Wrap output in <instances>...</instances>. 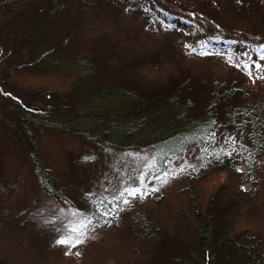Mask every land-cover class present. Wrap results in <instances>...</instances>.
Returning a JSON list of instances; mask_svg holds the SVG:
<instances>
[{
  "label": "trees",
  "instance_id": "trees-1",
  "mask_svg": "<svg viewBox=\"0 0 264 264\" xmlns=\"http://www.w3.org/2000/svg\"><path fill=\"white\" fill-rule=\"evenodd\" d=\"M133 1L139 10L140 22H145L139 23L141 29L148 35H162V45L174 52V55L168 50L164 52L165 57L172 60L167 64L175 65L173 73L157 79L158 82L145 74L148 71L152 75L150 66L158 63L153 54L123 59H103L91 52L90 55L72 54L71 44L63 43L67 31L47 42L26 39L15 44L5 56L13 60L18 50L19 67L27 65L32 70L48 69L73 77L72 89L63 93L20 89L9 108L19 138L23 137V142L31 147L41 186L50 196L63 202L66 199L54 182L57 178L37 156L36 133L41 131L65 133L98 146L107 155L120 154L125 159L148 150L162 170H167L172 161L184 156L190 148L209 151L213 141L207 139V134L212 131L216 132V138L222 133L246 136L252 145L250 153L264 152V135H256L255 129L247 123L243 125V133L239 131L241 121L255 122L257 115L264 123V79L253 82L242 67L237 68L233 63L239 62L238 53L264 44V37L243 32L237 21L244 25H255L259 21L264 26V0H225V8L219 0H212L215 4L206 1L200 4L197 0ZM62 6L55 4L53 9H63ZM222 10L230 14L229 18L231 12L235 13L232 18L237 20L231 18L222 22L220 17L225 18ZM168 25L175 27L169 29ZM165 34H174L175 38L165 37ZM191 48H196L197 52H191ZM22 49L28 51L29 59L21 56ZM204 52L213 54L203 55ZM252 59H256L255 53ZM198 63L201 64L199 70L195 69ZM137 66L145 68L144 72L141 70L142 76L136 72ZM213 120L215 125L211 124ZM219 149L215 146L212 152ZM204 154V158L217 162L214 156ZM221 159L222 163H216L210 171L191 174L188 185L172 198L159 197L151 204L145 202L130 209L134 219L142 225L153 208L169 212L165 207L181 198L185 204L184 216L197 221L199 227L194 228L192 234L196 252L163 249L167 259L163 264H264V239L243 240L238 234L242 230H233L219 242L217 249L214 248L215 217L222 213L217 209L225 204L218 197L223 189L238 186L231 158L221 156ZM86 198L90 202L89 195ZM111 207L108 205L109 209ZM89 210L96 212L91 202Z\"/></svg>",
  "mask_w": 264,
  "mask_h": 264
},
{
  "label": "rangeland",
  "instance_id": "rangeland-1",
  "mask_svg": "<svg viewBox=\"0 0 264 264\" xmlns=\"http://www.w3.org/2000/svg\"><path fill=\"white\" fill-rule=\"evenodd\" d=\"M204 1L208 4L214 3L212 0H197V3L204 4ZM133 2L1 1L0 264H163L167 260L165 253H162L163 249L196 252L192 234L193 229L199 225L191 216H184L186 211L183 199L169 203L165 207L169 212L163 211L164 208H153L143 219L142 225L134 219L130 209L140 207L145 202L151 204L159 197L172 198V195L188 185L191 174L206 173L218 161L210 160L209 157L211 162L202 167L205 154L201 149L190 148L184 156L172 161L167 170H162L158 169L152 152L148 150L133 153L125 159L120 154L107 155L98 146L65 133L41 131L36 133L37 156L57 178L54 182L64 195L65 203L50 196L41 186L36 176L31 147L23 142V137L19 138L17 127L9 114L11 103L15 102L20 89L54 90L63 93L73 86V77L65 74L54 73L48 69L32 70L27 65L19 67L18 50V55H13L15 59H5L15 44L26 39H44L43 42H47L51 37H59L67 31L68 35L63 43L71 44L69 49L72 54L83 52L90 55L91 52V55L95 53L103 59H123L132 56L142 58L144 54L151 53L156 56L158 63L151 64L152 75L148 71L145 74L151 80L164 79L171 75L175 65L167 64L172 60L164 55L165 50H168L161 43L164 37L148 35L141 29L139 23L145 22H140L139 10L134 7ZM219 2L224 8L227 5L224 4L225 0ZM55 4H63V9H53ZM224 15V19L220 17L221 21H228L233 17L231 15L229 18L230 14L225 11ZM237 21L243 32L248 31L259 38L264 37V26L261 22L244 25L240 20ZM228 24L233 26L232 23ZM165 35L175 38L174 34ZM27 52L26 49L20 50L25 60L29 59ZM260 63L264 65V61ZM200 66V63L196 64L195 69L199 70ZM135 69L141 76V70H145L142 66ZM224 135L222 133L212 142L208 153L215 146L220 147ZM237 140L246 145L247 150L233 153L230 157L231 165L238 176V186L223 189V194L218 197L225 204L217 209L223 214L215 217V249L233 230H242L238 234L243 240L248 241L249 237L264 239V152L249 155L252 145L247 137L237 135ZM85 156H93L95 159L86 161ZM181 165H192L195 171L189 169L171 178ZM166 171H169L167 183L163 179H152L148 184L149 188L156 186L159 191L152 192L143 199L137 197L126 210L118 212L116 216L106 217L111 221L110 224L100 221L102 226L96 227L95 232L90 233L94 238L73 249V254L65 255L67 248L55 244V239L69 222L63 218L61 209L67 213L69 207L74 205L87 213L90 202L85 196L95 194L98 197L102 194L110 199L121 188L122 182L124 187L137 186L142 173L147 172V183L152 176L163 177ZM105 188L107 192L104 191ZM45 220L54 222L45 224ZM76 251L81 254L76 256Z\"/></svg>",
  "mask_w": 264,
  "mask_h": 264
},
{
  "label": "snow or ice",
  "instance_id": "snow-or-ice-1",
  "mask_svg": "<svg viewBox=\"0 0 264 264\" xmlns=\"http://www.w3.org/2000/svg\"><path fill=\"white\" fill-rule=\"evenodd\" d=\"M147 10V9H146ZM169 29L174 28L175 25H168ZM207 41L204 42L205 45H207ZM230 44H235L237 41H229ZM185 47H188V45H185ZM191 52L196 53V48H191ZM252 53H255L256 59H252ZM203 55H211L213 53L211 52H204ZM240 57H243L242 59ZM237 58L239 59V62H235L234 66L237 68H243V70L246 72V74L249 76V78L255 82L256 79H264V75H261L262 72H264V65L260 63V61H264V44H260L256 46L255 48L251 49L250 51H244L242 53H238ZM231 59V58H230ZM256 73L254 76L253 73ZM245 115H250L248 113H244ZM215 121H211V124L215 125ZM247 123L251 125L255 129L256 135H264V123H261V117L257 115L255 117V122L253 120H248L247 122L241 121L239 125V131L241 134L243 133V125ZM258 125V127H257ZM207 139L211 141H215L216 139V132L212 131L207 134ZM247 147L244 145L241 141L237 140V136L235 134L229 133L227 135L223 136V142L220 145L219 151H214L212 153H208V149L204 148L201 149L202 153H206L208 156H214L215 159L218 162L222 163L221 156H227L231 157L233 153L243 152L246 151ZM264 150V149H262ZM251 155V153H249ZM95 159L93 156H85L84 160H92ZM205 162L201 165L202 167L207 166V163H210L211 161L208 160L206 157L204 158ZM191 169L192 171H195L194 166L188 165L185 167L184 165H181L176 173H173L171 175V178H174L175 175H178L180 173H184ZM170 171V170H169ZM169 171H166L163 175V177L160 176H152L148 179L147 183L145 182V177L147 176V172L142 173L138 178V184L137 186L129 185L127 187L122 186L117 191L115 195H113L110 199L107 196H104L101 194V196L97 197L96 199H92V197L95 194L89 195V200L92 205L96 207V212H89L84 213L79 208H76L74 205L69 207V210L67 213H65L64 209H61L60 212L64 219H68V224H65L63 227V231L61 232V235L55 239V244L57 246H65L67 248V251L65 252V255H71L73 254L72 250L77 248L80 245H83L86 243L88 239H92L90 233L95 232L96 227L102 226L100 224V221L103 220L104 224H110L111 221L106 219V217L116 216L118 212L126 210L127 206H130L132 201L135 200L137 197L143 199L146 198L147 195L151 194L152 192L159 191V188L156 186H152L151 188L148 187V184L151 183L152 179H163L165 183H167V180L169 178ZM239 171V169H237ZM105 192L108 190L105 188ZM65 203H67L65 201ZM108 205H112V207L109 209ZM101 206H103V211L101 210ZM61 217H57V219H60ZM54 221L45 220L44 223H52ZM76 256H79L81 253L79 251H76L74 253Z\"/></svg>",
  "mask_w": 264,
  "mask_h": 264
}]
</instances>
